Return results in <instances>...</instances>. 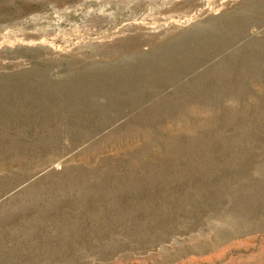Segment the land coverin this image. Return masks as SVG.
<instances>
[{"label":"rangeland","instance_id":"obj_1","mask_svg":"<svg viewBox=\"0 0 264 264\" xmlns=\"http://www.w3.org/2000/svg\"><path fill=\"white\" fill-rule=\"evenodd\" d=\"M0 264H264V0H0Z\"/></svg>","mask_w":264,"mask_h":264}]
</instances>
